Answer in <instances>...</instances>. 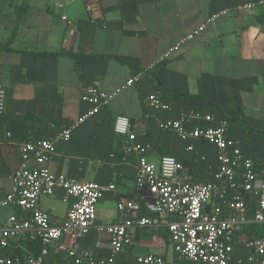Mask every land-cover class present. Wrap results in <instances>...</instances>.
I'll return each mask as SVG.
<instances>
[{
	"label": "crops",
	"instance_id": "0c3cea01",
	"mask_svg": "<svg viewBox=\"0 0 264 264\" xmlns=\"http://www.w3.org/2000/svg\"><path fill=\"white\" fill-rule=\"evenodd\" d=\"M243 1L101 0V21L91 24L84 0H0V44L7 43L18 15L23 14L13 50H0V84L7 94L5 112L0 115V196L13 186V174L21 164L19 146L48 135L52 123L66 125L82 115L89 105L81 101L80 91L89 84L106 91L121 90L96 116L82 123L69 142L58 145L47 166L81 181H115L116 194L105 196L97 205L96 223L119 221L117 202L138 201L141 196L136 189L137 156L123 153L130 140L115 131L120 116L133 122L136 142L153 144L150 161L172 155L185 163L190 177L200 181L210 179L217 168L216 148L198 139L191 152L175 134L160 130L159 122L186 108L227 119L228 137L241 141L244 155L253 159L264 183V136L244 127L264 132V20L257 10H235ZM224 9L230 12L209 21ZM64 14L78 26L68 44ZM203 24L205 29L198 32ZM191 33H195L192 39L162 59ZM137 71L143 72L140 81L122 88ZM154 92L171 104V111L146 108L145 98ZM29 165L36 163L31 160ZM64 196L58 190L40 198L41 208L53 221L66 217ZM141 204L139 215L154 218ZM16 211L0 207V229ZM260 226L263 236L258 237H264V225ZM252 236L257 235L245 230L244 237ZM27 240L13 241L7 254L16 258L18 252L29 253L24 250ZM79 246L94 249L93 233L80 240ZM149 253L163 256L166 264H196L174 252L161 221L138 228L135 242L117 263L135 264L138 255ZM48 261L69 264L56 251ZM233 264L254 263L243 259Z\"/></svg>",
	"mask_w": 264,
	"mask_h": 264
},
{
	"label": "built area",
	"instance_id": "2783aa9c",
	"mask_svg": "<svg viewBox=\"0 0 264 264\" xmlns=\"http://www.w3.org/2000/svg\"><path fill=\"white\" fill-rule=\"evenodd\" d=\"M88 22L98 24L102 18L101 0H84ZM235 10L259 11L264 20V0H245ZM230 12L224 9L211 16L209 21ZM65 43L78 33V26L66 14ZM199 27L198 32L205 29ZM195 33L184 36L162 59L177 51L181 44L192 39ZM143 72L137 71L122 87L140 81ZM96 85L83 86L80 99L89 108L66 125L51 124V132L19 146L21 164L13 174L11 190L0 196V207H15L0 229V264H49L53 251L68 259L69 264H117V260L135 242L138 228L153 227L163 222L174 252L183 260L196 264H233L245 260L264 264V237H244L247 226L264 225V183L260 181L252 158L244 155L240 140L230 138V122L211 113L183 109L176 117L161 120L160 130L175 134L194 151L193 141L201 139L217 150V168L210 179L195 180L182 160L163 155L152 162L148 154L152 143H139L134 124L127 116L117 117L115 131L126 135L130 144L123 147L125 155L137 156L136 189L138 201L122 199L117 202L120 220L109 224L96 223L97 205L107 195H115V181L102 183L96 180L81 181L64 173H55L47 166L60 143L69 142L75 130L96 116L118 94ZM6 88L0 84V115L6 109ZM146 108L168 112L172 106L157 92L145 98ZM2 135L0 132V142ZM123 154V155H124ZM200 159H205L200 157ZM34 160L36 165L30 166ZM65 193L66 217L53 221L40 206V198ZM139 197V196H138ZM151 216H140L142 204ZM95 236V248L82 249L80 240ZM240 237V238H239ZM30 239L40 242L38 254L27 253L13 258L4 250L13 241ZM242 256V258H240ZM135 264H166L163 256L149 253L138 255Z\"/></svg>",
	"mask_w": 264,
	"mask_h": 264
},
{
	"label": "trees",
	"instance_id": "16d2710c",
	"mask_svg": "<svg viewBox=\"0 0 264 264\" xmlns=\"http://www.w3.org/2000/svg\"><path fill=\"white\" fill-rule=\"evenodd\" d=\"M22 17H23V14L22 13H20L19 15H18V17H17V22H16V27H15V29H14V32H13V34H12V36L10 37V39L7 41V43H5L4 45H2V44H0V50H3V51H12L13 49L11 48V44H12V42L14 41V38H15V35H16V32H17V27H18V24H19V22L21 21V19H22ZM34 56H39V55H41V53H32ZM247 130H248V132H250V133H252V132H254V133H257V134H259V135H262V136H264V132L263 131H261V130H255V129H253V128H251V127H247V126H244ZM261 227L262 226H260V225H249V228H246L245 230L246 231H248V232H250L251 234H253V233H255L257 236H263L262 234V230L263 229H261ZM40 248H41V245H40V242H38V241H36V242H32V241H30V240H27V242L25 243V245H24V250H27L28 252L30 251V252H32V253H34V254H38L39 252H40ZM5 253H9L8 252V250L6 249L5 250ZM24 251H22V252H18V254H16V256H18V257H22L24 254ZM61 256V255H60ZM61 257H63V256H61ZM65 260H67V258H65V257H63ZM117 264H120V263H117Z\"/></svg>",
	"mask_w": 264,
	"mask_h": 264
},
{
	"label": "rangeland",
	"instance_id": "374dc122",
	"mask_svg": "<svg viewBox=\"0 0 264 264\" xmlns=\"http://www.w3.org/2000/svg\"><path fill=\"white\" fill-rule=\"evenodd\" d=\"M1 36V35H0Z\"/></svg>",
	"mask_w": 264,
	"mask_h": 264
}]
</instances>
